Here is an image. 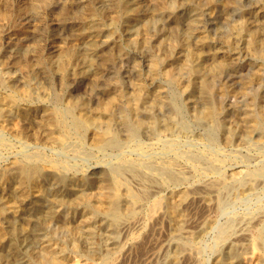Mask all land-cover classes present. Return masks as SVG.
I'll use <instances>...</instances> for the list:
<instances>
[{"label": "rangeland", "instance_id": "374dc122", "mask_svg": "<svg viewBox=\"0 0 264 264\" xmlns=\"http://www.w3.org/2000/svg\"><path fill=\"white\" fill-rule=\"evenodd\" d=\"M263 108L264 0H0V264H263L252 244L264 221ZM114 178L142 194L135 207L121 202L118 223L85 200ZM207 178L214 188H202ZM176 187L190 197L177 206L181 227Z\"/></svg>", "mask_w": 264, "mask_h": 264}, {"label": "bare ground", "instance_id": "6f19581e", "mask_svg": "<svg viewBox=\"0 0 264 264\" xmlns=\"http://www.w3.org/2000/svg\"><path fill=\"white\" fill-rule=\"evenodd\" d=\"M136 1V0H135ZM140 1V0H139ZM134 2V1H133ZM135 3V2H134ZM218 3V2H217ZM133 7V6H132ZM146 14V13H145ZM128 16V15H127ZM92 19V18H91ZM86 20V19H85ZM95 20V19H94ZM132 20V19H131ZM137 20V19H136ZM81 21V20H80ZM93 21V20H92ZM94 22V21H93ZM23 25V24H22ZM131 25V24H130ZM24 26V25H23ZM17 27V26H16ZM105 28H107V27H105ZM24 29V28H23ZM79 29V28H78ZM99 29V28H98ZM97 29V30H98ZM102 29V28H101ZM92 30V29H91ZM21 31V30H20ZM111 31V30H110ZM16 32V31H15ZM131 32V31H130ZM88 33V32H87ZM95 33V32H94ZM101 33V32H100ZM130 34V33H129ZM16 35V34H15ZM27 35V34H26ZM18 36V35H17ZM8 37V36H7ZM21 37V36H20ZM101 37V36H100ZM91 38V37H90ZM110 38V37H109ZM92 39V38H91ZM22 41V40H21ZM11 42V41H10ZM78 42V41H77ZM111 42V41H110ZM189 42V41H188ZM108 43V42H107ZM20 44V43H19ZM96 44V43H95ZM3 46V45H2ZM16 46V45H15ZM112 46V45H111ZM188 46V45H187ZM7 48V47H6ZM190 48H191V46H190ZM103 49V48H102ZM94 50V49H93ZM96 50V49H95ZM13 51V50H12ZM100 52V51H99ZM202 53V52H201ZM96 55H98V53L96 54ZM201 55V54H200ZM86 59V58H85ZM84 59V61H86ZM200 59V58H199ZM79 60V59H78ZM83 67V66H82ZM73 71V70H72ZM84 72V71H83ZM2 73V72H1ZM169 74V73H168ZM18 75V74H17ZM16 77V76H15ZM18 77V76H17ZM16 77V78H17ZM12 78V77H11ZM8 80V79H7ZM8 84V83H7ZM10 84V83H9ZM16 86V85H15ZM40 87V86H39ZM37 88H38V86H37ZM13 89V88H12ZM15 89V88H14ZM35 89V88H34ZM188 89V88H187ZM186 89V90H187ZM11 90V89H10ZM36 90V89H35ZM15 91V90H14ZM193 91V90H192ZM237 91V90H236ZM8 92V91H7ZM17 92H19V91H17ZM24 92V91H23ZM43 92L45 93V91L43 90ZM137 92V91H136ZM9 93V92H8ZM26 94V93H25ZM14 95V94H13ZM12 95V96H13ZM35 95V94H34ZM45 95V94H44ZM131 95V94H130ZM147 95V94H146ZM236 95V94H235ZM39 96H40V94H39ZM132 96V95H131ZM138 96V95H137ZM233 96V95H232ZM6 98H8V97H6ZM32 98V97H31ZM237 98V97H236ZM11 99L12 98H9V99H7L6 100V102H9V101H11ZM14 99V98H13ZM18 99V98H17ZM24 99V98H23ZM43 99V98H42ZM46 99V98H45ZM26 100V99H25ZM86 100V99H85ZM134 100V99H133ZM138 100V99H137ZM136 100V101H137ZM192 100V99H191ZM14 101V100H13ZM32 101V100H31ZM46 101V100H45ZM250 101H251V99H250ZM253 101V100H252ZM255 101V100H254ZM5 102V104H8V103H6ZM34 102V101H33ZM131 102H132V100H131ZM58 103V102H57ZM86 103H87V100H86ZM92 103V102H91ZM152 103H153V101H152ZM11 104V103H10ZM46 104V103H45ZM69 104V103H68ZM82 104V103H81ZM201 104V103H200ZM234 104V103H233ZM14 105V104H13ZM18 105V104H17ZM88 105V104H87ZM198 105H199V103H198ZM209 105H210V103H209ZM245 105V104H244ZM263 105V104H262ZM6 106V105H5ZM23 106V105H22ZM133 106V105H132ZM140 106V105H139ZM190 106V105H189ZM194 106V105H193ZM192 106V107H193ZM249 106H251V105H249ZM8 107V106H7ZM58 107V106H57ZM57 107H55V109L57 108ZM64 107V106H63ZM89 107V106H88ZM217 107V106H216ZM227 107V106H226ZM5 109H6V107H4ZM18 108V107H17ZM204 108V107H203ZM219 108V107H218ZM260 108V107H259ZM21 109H24V108H21ZM64 108H62V110H63ZM73 109V108H72ZM213 109V108H212ZM261 109V108H260ZM264 109V108H263ZM16 110H18V109H16ZM71 110V109H70ZM94 110V109H93ZM110 110V109H109ZM225 110V109H224ZM223 110V111H224ZM258 110V109H257ZM43 111V110H42ZM72 111V110H71ZM86 111V110H85ZM104 111V110H103ZM148 111V110H147ZM159 111V110H158ZM205 111V110H204ZM260 111V110H259ZM1 112H2V110H1ZM44 112V111H43ZM73 112V111H72ZM78 112H80V110L78 111ZM77 112V113H78ZM225 112V111H224ZM258 112V111H257ZM11 113V112H10ZM22 113V112H21ZM42 113V112H41ZM61 113H63V111L61 112ZM88 113H90V112H88ZM155 113V112H154ZM213 113V112H212ZM235 113V112H234ZM248 113V112H247ZM251 113H252V111H251ZM34 114V113H33ZM53 114V113H52ZM56 114V113H55ZM79 114V113H78ZM77 114V115H78ZM81 114V113H80ZM86 114V113H85ZM161 114V113H160ZM243 114H245V113H243ZM0 115H2V114H0ZM13 115V114H12ZM62 115V114H61ZM69 115H72V114H69ZM89 115V114H88ZM94 115V114H93ZM97 115V114H96ZM208 115V114H207ZM249 115V114H248ZM260 115V114H259ZM264 115V114H263ZM40 116H41V114H40ZM58 116V115H57ZM62 116H65V115H62ZM134 116H136L135 114H134ZM260 116H262V114L260 115ZM4 117V116H3ZM15 117V116H14ZM25 117V116H24ZM23 117V118H24ZM53 117V116H52ZM73 117H75V116H73ZM97 117V116H96ZM95 117V118H96ZM99 117V116H98ZM103 117V116H102ZM107 117V116H106ZM232 117V116H231ZM62 118H64V117H62ZM76 118H77V116H76ZM79 118V117H78ZM77 118V119H78ZM146 118V117H145ZM157 118V117H156ZM235 118V117H234ZM233 118V119H234ZM264 118V117H263ZM13 119V118H12ZM17 119V118H16ZM75 119V118H74ZM76 119V120H77ZM96 119H98L99 121L101 120V119H99V118H96ZM96 119H94V120H96ZM103 119V118H102ZM136 119V118H135ZM208 119V118H207ZM36 120V119H35ZM54 120V119H53ZM57 120V119H56ZM59 120V119H58ZM65 120V119H64ZM80 120V119H79ZM86 120L88 121V122H92V116L91 117H87L86 118ZM105 120V119H104ZM107 121H108V119H106ZM133 120V119H132ZM238 120V119H237ZM256 119L254 118L253 119V123L251 124V126H250V130H254V129H256L257 128V122L255 121ZM259 120V119H258ZM261 120H262V117H261ZM81 121H82V119H81ZM137 121V120H136ZM152 121V120H151ZM150 121V122H151ZM162 121V120H161ZM234 121V120H233ZM232 121V122H233ZM242 121V120H241ZM2 122V121H1ZM49 122V121H48ZM61 122V121H60ZM69 122V121H68ZM73 122V121H72ZM110 122V121H109ZM108 122V123H109ZM154 122V121H153ZM157 122V121H156ZM218 122V121H217ZM252 122V121H251ZM45 123H46V120H45ZM55 123H57V122H55ZM67 123V122H66ZM65 123V125H67ZM82 123V122H81ZM95 123V122H94ZM104 123H106V122H104ZM112 123V122H111ZM146 123V122H145ZM152 123V122H151ZM150 123V124H151ZM159 123V122H158ZM214 123V122H213ZM234 123V122H233ZM156 124V123H155ZM160 124H162V123H160ZM250 124V123H249ZM12 125V124H11ZM56 125V124H55ZM58 125V124H57ZM64 125V126H65ZM71 125V124H70ZM75 125H76V123H75ZM79 125H81V124H79ZM87 125V124H86ZM94 125V124H93ZM149 125V124H148ZM166 125V124H165ZM227 125V124H226ZM231 125V124H230ZM236 125V124H235ZM234 125V126H235ZM264 125V124H263ZM3 126V125H2ZM16 126H18V125H16ZM37 126V125H36ZM49 126V125H48ZM83 126V125H82ZM87 126H90V125H87ZM105 126V125H104ZM111 126V125H110ZM133 126H135V125H133ZM262 126V125H261ZM31 127V126H30ZM29 127V128H30ZM51 127V126H50ZM112 127H114V126H112ZM121 127V126H120ZM142 127V126H141ZM236 127V126H235ZM35 128V127H34ZM63 128V127H62ZM66 128V127H65ZM138 128V127H137ZM140 128V127H139ZM211 128V127H210ZM221 128H223V126H221ZM229 128V127H228ZM4 129V128H3ZM12 129V128H11ZM37 129V128H36ZM237 129V128H236ZM42 130V129H41ZM64 130V129H63ZM88 130V129H87ZM101 130V129H100ZM148 130V129H147ZM215 130V129H214ZM220 130V129H219ZM262 130V129H261ZM5 131V130H4ZM59 131V130H58ZM69 131H71V130H69ZM111 131V130H110ZM138 131V130H137ZM142 131V130H141ZM35 132V131H34ZM43 132V131H42ZM41 132V133H42ZM83 132V131H82ZM139 132V131H138ZM143 132H145V131H143ZM151 132V131H150ZM169 132V131H168ZM210 132V131H209ZM213 132H215V131H213ZM234 132H239V131H235L234 130ZM30 133V132H29ZM72 133V132H71ZM93 133V132H92ZM103 133H104V131H103ZM108 133V132H107ZM110 133V132H109ZM254 133V132H253ZM252 133V134H253ZM262 133V132H261ZM5 134V133H4ZM10 134V133H9ZM17 134V133H16ZM26 134V133H25ZM58 134V133H57ZM69 134H70V132H69ZM79 134H80V132H79ZM100 134V133H99ZM114 134H115V132H114ZM118 134H119V132H118ZM124 134V133H123ZM132 134V133H131ZM144 134V133H143ZM216 133H214V135H215ZM77 135V134H76ZM84 135V134H83ZM91 135V134H90ZM89 135V136H90ZM97 135V134H96ZM106 135V134H105ZM112 135V134H111ZM126 135V134H125ZM124 135V136H125ZM134 135V134H133ZM140 135V134H139ZM235 135V134H234ZM249 135V134H248ZM261 135V134H260ZM2 136V135H1ZM4 136V135H3ZM2 136V137H3ZM19 136V135H18ZM37 136V135H36ZM44 136V135H43ZM42 136V137H43ZM52 136V135H51ZM69 136V135H68ZM92 136V135H91ZM94 136V135H93ZM99 136V135H98ZM112 136H114V135H112ZM111 136V137H112ZM224 136V135H223ZM222 136V137H223ZM5 137V136H4ZM3 137V138H4ZM7 137V136H6ZM29 137V136H28ZM72 137V136H71ZM83 137V136H82ZM86 137V136H85ZM126 137V136H125ZM144 137V136H143ZM166 137V136H165ZM213 137V136H212ZM218 137V136H217ZM224 137H227V134H226V136H224ZM239 137H240V135H239ZM1 138V137H0ZM3 138H1V140L3 139ZM27 138V137H26ZM35 138V137H34ZM59 138V137H58ZM68 139H69V137H67ZM94 138V137H93ZM140 138V137H139ZM228 138V137H227ZM8 139V138H7ZM33 139V138H32ZM41 139V138H40ZM44 139V138H43ZM61 139V138H60ZM91 139V138H90ZM110 139V138H109ZM108 139V140H109ZM115 139V138H114ZM113 139V140H114ZM141 139V138H140ZM214 139V138H213ZM224 139V138H223ZM9 140V139H8ZM7 140V141H8ZM12 140V139H11ZM34 140V139H33ZM147 140V139H146ZM225 140V139H224ZM231 140V139H230ZM237 140V139H236ZM235 140V141H236ZM6 141V142H7ZM37 141V140H36ZM59 141V140H58ZM77 141V140H76ZM82 141V140H81ZM91 141V140H90ZM115 141V140H114ZM136 141H137V139H136ZM165 141V140H164ZM163 141V142H164ZM251 141V140H250ZM256 141V140H255ZM255 141H252V142H255ZM0 142H2V141H0ZM13 142V141H12ZM35 142V141H34ZM62 142V141H61ZM67 142V141H66ZM69 142V141H68ZM67 142V143H68ZM95 142V141H94ZM102 142H104V141H102ZM106 142V141H105ZM120 142V141H119ZM118 142V143H119ZM138 142H141V141H138ZM231 142V141H230ZM263 143H264V141H262ZM3 143V142H2ZM8 143V142H7ZM20 143H22V142H20ZM28 143V142H27ZM31 143V142H30ZM96 143H98L97 141H96ZM100 143V142H99ZM137 143V142H136ZM148 143V142H147ZM225 143H226V141H225ZM15 144V143H14ZM13 144V145H14ZM25 144V143H24ZM46 144V143H45ZM49 144V143H48ZM72 144H73V142H72ZM121 144V143H120ZM188 144V143H187ZM251 144V143H250ZM257 144V143H256ZM8 145H10V144H8ZM12 145V144H11ZM67 145V144H66ZM65 145V146H66ZM70 145V144H69ZM74 145V144H73ZM141 145V144H140ZM139 145V146H140ZM147 145V144H146ZM22 146V145H21ZM37 146V145H36ZM53 146V145H52ZM98 146V145H97ZM105 146V145H104ZM145 146V145H144ZM191 146H192V144H191ZM15 147V146H14ZM24 147V146H23ZM40 147V146H39ZM87 147V146H86ZM91 147V146H90ZM99 147V146H98ZM136 147H137V145H136ZM142 147V146H141ZM165 147V146H164ZM183 147V146H182ZM181 147V148H182ZM13 148V147H12ZM66 148V147H65ZM72 148H74V147H72ZM94 148V147H93ZM97 148V147H96ZM111 148V147H110ZM160 148V147H159ZM188 148V147H187ZM193 148H195V147H193ZM5 149V148H4ZM23 149V148H22ZM46 149V148H45ZM49 149V148H48ZM52 149V148H51ZM80 149V148H79ZM83 149H85V147L83 148ZM102 149V148H101ZM134 149V148H133ZM140 149V148H139ZM151 149V148H150ZM163 149V148H162ZM169 149V148H168ZM1 150V149H0ZM20 150V149H19ZM34 150V149H33ZM55 150V149H54ZM145 150V149H144ZM183 150H185V149H183ZM189 150V149H188ZM7 151V150H6ZM24 151V150H23ZM35 151V150H34ZM85 151V150H84ZM87 151H88V149H87ZM100 151V150H99ZM140 151V150H139ZM160 151V150H159ZM170 151V150H169ZM191 151V150H190ZM29 152V151H28ZM61 152H62V150H61ZM64 152V151H63ZM79 152V151H78ZM151 152V151H150ZM173 152H175L174 150H173ZM189 152V151H188ZM188 152H185V153H188ZM192 153H196V152H193V151H191ZM200 152V151H199ZM43 153V152H42ZM86 153H88V152H86ZM152 153V152H151ZM155 153V152H154ZM162 153H164V152H162ZM162 153H158L159 155H161ZM172 153V152H171ZM179 152H177V154H178ZM6 154H8V153H6ZM16 154V153H15ZM28 154V153H27ZM83 155H85L84 153H82ZM193 154V155H194ZM199 154V153H198ZM9 155V154H8ZM13 155V154H12ZM81 155V154H80ZM180 155H182V154H180ZM186 155V154H185ZM188 155H191V154H188ZM196 155V154H195ZM203 155V154H202ZM206 155V154H205ZM210 155V154H209ZM1 156V155H0ZM4 156V155H3ZM30 156V155H29ZM32 156V155H31ZM36 156V155H35ZM94 156V155H93ZM154 156V155H153ZM164 156H165V154H164ZM167 156V155H166ZM165 156V157H166ZM174 156V155H173ZM173 156H172V158H173ZM204 156V155H203ZM203 156H202V158H203ZM214 157H215V155H213ZM8 157V156H7ZM16 157V156H15ZM27 157V156H26ZM38 157V156H37ZM58 157V156H57ZM87 157V156H86ZM90 157H91V155H90ZM134 157V156H133ZM149 157V156H148ZM171 157V156H170ZM175 157H176V155H175ZM181 157H183V156H181ZM208 157V156H207ZM206 157V158H207ZM210 157H211V155H210ZM9 158V157H8ZM16 158H18V157H16ZM21 158V157H20ZM129 158H131V157H129ZM152 158V157H151ZM198 158H199V156H198ZM205 158V159H206ZM14 159V158H13ZM39 159V158H38ZM41 159V158H40ZM44 159V158H43ZM47 159V158H46ZM54 159V158H53ZM61 159V158H60ZM145 159V158H144ZM153 159V158H152ZM191 160L193 159V158H190ZM195 159V158H194ZM259 159V158H258ZM1 160V159H0ZM11 160V159H10ZM62 160V159H61ZM129 160V159H128ZM153 160H155V159H153ZM152 160V161H153ZM168 160V159H167ZM172 160V159H171ZM18 161V160H17ZM24 161V160H23ZM48 161V160H47ZM59 161V160H58ZM64 161V160H63ZM65 161H67V160H65ZM151 161V160H150ZM156 161V160H155ZM195 161V160H194ZM198 161V160H197ZM206 161V160H205ZM205 161H204V163H202V164H205ZM207 161H209V160H207ZM206 161V162H207ZM256 161H258V160H256ZM12 162V161H11ZM27 162V161H26ZM38 162V161H37ZM57 162V161H56ZM69 162V161H68ZM145 162V161H144ZM158 162H160L161 163V161H158ZM209 162H211V161H209ZM48 163H49V161H48ZM59 163V162H58ZM97 163V162H96ZM102 163V162H101ZM100 163V164H101ZM166 163H168V162H166ZM179 163V162H178ZM186 163V162H185ZM189 163V162H188ZM200 163V162H199ZM212 163V162H211ZM220 163V162H219ZM248 163V162H247ZM255 164L257 163V162H254ZM27 164H29V163H27ZM32 164V163H31ZM43 164V163H42ZM41 164V165H42ZM62 164H64V163H62ZM69 164V163H68ZM99 164V165H100ZM111 164V163H110ZM119 164V163H118ZM133 164V163H132ZM139 164V163H138ZM142 164V163H141ZM140 164V165H141ZM149 164V163H148ZM153 164V163H152ZM151 164V165H152ZM156 164V163H155ZM155 164L153 165L154 167H156L155 166ZM162 164V163H161ZM172 164V163H171ZM180 164V163H179ZM182 164V163H181ZM218 164V163H217ZM241 164V163H240ZM243 164V163H242ZM258 164V163H257ZM26 165V164H25ZM38 165V164H37ZM48 165V164H47ZM46 165V166H47ZM57 165V164H56ZM105 165H107V164H105ZM122 165H124V164H122ZM133 165H135V164H133ZM145 165H146V163H145ZM150 165V166H151ZM164 166H165V164H163ZM168 165V164H167ZM175 165H177V164H175ZM184 165V164H183ZM23 166V165H22ZM39 166V165H38ZM64 166V165H63ZM69 166V165H68ZM91 166V165H90ZM114 166V165H113ZM117 166V165H116ZM119 166H120V164H119ZM136 166V165H135ZM143 166V165H142ZM172 166H174L173 164H172ZM189 166V165H188ZM194 166V165H193ZM219 166V165H218ZM235 166V165H234ZM236 166H237V164H236ZM263 166V165H262ZM50 167V166H49ZM57 167V166H56ZM62 167V166H61ZM64 167H66V166H64ZM152 167V166H151ZM171 167V165L169 166V168ZM174 167H176V166H174ZM173 167V168H174ZM180 167V166H179ZM184 167V166H183ZM230 167V166H229ZM249 167V166H248ZM16 168H18V167H16ZM51 168V167H50ZM58 168V167H57ZM63 168V167H62ZM69 169L71 168V167H68ZM123 168H125V167H123ZM132 168V167H131ZM161 168V167H160ZM163 168V167H162ZM187 168V167H186ZM199 168V167H198ZM203 168V167H202ZM208 168V167H207ZM210 168V167H209ZM262 168V167H261ZM5 169H6V167H5ZM14 169H15V167H14ZM52 169V168H51ZM67 169V168H66ZM116 169H118V168H116ZM135 169V168H134ZM140 169V168H139ZM143 169H145V168H143ZM164 169V168H163ZM176 169H179V168H176ZM175 169V170H176ZM184 169V168H183ZM247 169V168H246ZM10 170H11V168H10ZM19 170V169H18ZM17 170V171H18ZM39 170V169H38ZM41 170V169H40ZM56 170V169H55ZM68 170V169H67ZM110 170V169H109ZM111 170H113V169H111ZM138 170V169H137ZM159 171H167L166 169H164V170H160V169H158ZM170 170V169H169ZM180 170V169H179ZM187 170V169H186ZM191 169H189V171H190ZM210 170H211V168H210ZM216 170H219V169H216ZM224 170V169H223ZM238 170H240V169H238ZM254 170V169H253ZM16 171V170H15ZM25 171V170H24ZM29 171V170H28ZM37 171V170H36ZM59 171V170H58ZM119 171V170H118ZM127 171V170H126ZM165 171L163 172V174L165 173ZM177 171V170H176ZM184 171V170H183ZM188 171V170H187ZM202 171H203V169H202ZM212 171V170H211ZM225 171V170H224ZM255 171H256V169H255ZM258 171V170H257ZM257 171L255 172V173H257ZM259 171H261L262 172V170H259ZM65 172V171H64ZM112 172V171H111ZM131 172H133V171H131ZM152 172H154V171H152ZM161 172V173H162ZM168 172V171H167ZM171 172H173V170H171ZM175 172V171H174ZM179 172V171H178ZM229 172V171H228ZM234 172V171H233ZM264 172V171H263ZM58 173V172H57ZM82 173V172H81ZM86 173V172H85ZM115 173V172H114ZM114 173L112 174V175H114ZM121 173H122V171H121ZM124 173V172H123ZM129 173V172H128ZM196 173V172H195ZM200 173H201V171H200ZM210 173V172H209ZM222 173V172H221ZM220 173V174H221ZM1 174V173H0ZM17 174V173H16ZM15 174V175H16ZM55 174V173H54ZM59 174V173H58ZM66 174V173H65ZM74 174H76V173H74ZM132 174V173H131ZM134 174H136L135 172H134ZM140 174H142V173H140ZM149 174V173H148ZM160 174V173H159ZM177 174V173H176ZM181 174V173H180ZM187 174V173H186ZM7 175V174H6ZM61 175V174H60ZM63 175V174H62ZM100 175V174H99ZM102 175V174H101ZM120 175V174H119ZM118 175V176H119ZM133 175V174H132ZM143 175V174H142ZM145 175V174H144ZM150 175V174H149ZM152 175V174H151ZM185 175V174H184ZM198 174H196V176H197ZM202 175V174H201ZM217 175V174H216ZM240 175V174H239ZM256 175H258V173L256 174ZM24 176V175H23ZM56 176V175H55ZM73 176V175H72ZM122 176H125V175H122ZM130 176V175H129ZM147 176V175H146ZM160 176V175H159ZM174 176V175H173ZM172 176V177H173ZM189 176V175H188ZM262 176H263V174H262ZM262 176H257L258 178L259 177H262ZM115 177V176H114ZM151 177H153V176H151ZM163 177V176H162ZM180 177H182L181 175H180ZM206 177H208L207 175H206ZM254 177H256V176H254ZM22 178V177H21ZM45 178H46V176H45ZM66 178V177H65ZM69 178V177H68ZM122 178V177H121ZM138 178V177H137ZM148 178H150V177H148ZM156 178V177H155ZM160 178V177H159ZM175 178V177H174ZM192 178V177H191ZM235 178V177H234ZM257 178V179H258ZM7 179V178H6ZM126 179V178H125ZM130 179V178H129ZM128 179V180H129ZM140 179V178H139ZM165 179V178H164ZM178 179V178H177ZM182 179H184L183 177H182ZM208 179V178H207ZM219 179H220V177H219ZM228 179V178H227ZM243 179V178H242ZM132 180V179H131ZM150 180V179H149ZM158 180V179H157ZM222 180H224V178L222 179ZM238 180H241V179H238ZM256 180V179H255ZM262 180V179H261ZM12 181V180H11ZM65 181V180H64ZM125 181H127V180H125ZM137 181V180H136ZM136 181H134L133 180V182H136ZM166 181V180H165ZM170 181V180H169ZM172 181H174V180H172ZM171 181V182H172ZM227 181V180H226ZM257 181V180H256ZM264 181V180H263ZM15 182V181H14ZM22 182V181H21ZM100 182V181H99ZM124 182V181H123ZM147 182V181H146ZM164 182V181H163ZM229 182V181H228ZM233 182V181H232ZM16 183V182H15ZM95 183H97V182H95ZM104 183V182H103ZM127 183V182H126ZM167 183V182H166ZM3 184V183H2ZM138 184V183H137ZM137 184H136V186H137ZM147 184V183H146ZM156 184H157V181H156ZM159 184H160V182H159ZM174 184V183H173ZM199 185H200V183H198ZM215 184V182L214 181H212V180H207V181H204L203 183H202V188L203 189H205V190H208V189H212V188H214V185ZM224 184V183H223ZM12 185V184H11ZM14 185V184H13ZM111 185V184H110ZM125 186H126V184H124ZM139 185V184H138ZM153 185V184H152ZM162 185V184H161ZM168 185V184H167ZM184 185V184H183ZM193 185V184H192ZM198 185V186H199ZM217 185V184H216ZM225 185V184H224ZM19 186V185H18ZM70 186V185H69ZM72 186V185H71ZM123 186V184H122V182L120 181V180H118V179H115L114 178V181H113V184L111 185V187L110 188H107V189H109V190H107V191H101V192H99L97 195H93V194H87L86 196H85V200L88 202V204H89V210H90V213L92 214V213H95V212H102V213H104V214H106V215H108L109 216V218H110V220H113V222L114 223H118V221H120V218L122 217L121 215H120V209H119V206H120V204H121V202H125V203H127V204H129V205H132V207H135V205L136 204H139V200L141 199V193L140 192H136V191H134V190H132V189H130L128 186L125 188V187H122ZM145 186V185H144ZM176 186H177V184H176ZM242 186H243V184H242ZM2 187V186H1ZM20 187H21V185H20ZM132 187H133V185H132ZM139 187V186H138ZM182 187V186H181ZM190 187V186H189ZM196 187V186H195ZM222 187V186H221ZM247 187V186H246ZM264 187V186H263ZM37 188V187H36ZM140 188V187H139ZM142 188V187H141ZM155 188V187H154ZM158 188V187H157ZM194 188V187H193ZM198 188V187H197ZM254 188H255V186H254ZM1 189V188H0ZM44 189V188H43ZM135 189V188H134ZM138 189V188H137ZM147 189V188H146ZM200 189V188H199ZM217 189H220V188H217ZM251 189H252V187H251ZM258 189V188H257ZM9 190V189H8ZM13 190H15V189H13ZM91 190V189H90ZM93 190H95V188L93 189ZM141 190H144V189H141ZM151 190H152V187H151ZM160 190H161V188H160ZM165 190H167V189H165ZM255 190V189H254ZM86 191H88V190H86ZM155 191V190H154ZM190 191L192 192V189H190ZM216 191V190H215ZM247 191V190H246ZM253 191V190H252ZM258 191V190H257ZM10 192V191H9ZM81 191H79V193H80ZM85 192V191H84ZM90 192V191H89ZM146 192V191H145ZM148 192H150V191H148ZM198 192V191H197ZM208 192V191H207ZM206 192V193H207ZM216 192H218V191H216ZM245 192V191H244ZM249 192H251V191H249ZM259 192V191H258ZM4 193H6V192H4ZM16 193V192H15ZM14 193V194H15ZM34 193V192H33ZM92 193V192H91ZM96 193V192H95ZM94 193V194H95ZM165 193V192H164ZM203 193V192H202ZM211 194H212V192H210ZM67 194V193H66ZM150 194H152V192L150 193ZM169 194V193H168ZM175 194H180V198L178 199V201H176L175 202V199H173L172 200V210H171V222L172 223H175L177 226H180L183 222H182V220L181 219H179V215H178V208H177V206H178V204H183V203H185L187 200H189L190 199V197H189V195H188V189L187 188H179V187H176V188H174L173 189V193L171 194V199H172V197L175 195ZM195 194V193H194ZM247 194H249V193H247ZM27 195V194H26ZM48 195H49V193H48ZM149 195V194H148ZM148 195H146V196H148ZM154 195H156V193L154 192ZM167 195V194H166ZM207 195V194H206ZM218 195V194H217ZM250 195V194H249ZM199 196V195H198ZM216 196V195H215ZM13 197V196H12ZM19 197V196H18ZM25 197H27V196H25ZM61 197V196H60ZM69 197V196H68ZM150 197V196H149ZM34 198V197H33ZM72 198V197H71ZM197 198V197H196ZM32 199V198H31ZM204 199V198H203ZM215 199V198H214ZM145 200V199H144ZM150 200V199H149ZM165 200V199H164ZM17 201V200H16ZM193 201V200H192ZM198 201V200H197ZM196 201V202H197ZM20 203L22 202V201H19ZM30 202V201H29ZM55 202V201H54ZM62 202V201H61ZM73 203H75L74 201H72ZM142 202V201H141ZM140 202V204H143V203H141ZM160 202H161V200H160V198H158V199H153V201H152V205L153 206H157V208L158 207H160L159 206V204H160ZM199 202V201H198ZM3 203V202H2ZM19 203V204H20ZM46 203V202H45ZM66 203V202H65ZM40 204V203H39ZM72 204V203H71ZM77 205H78V203H76ZM150 204V203H149ZM148 204V205H149ZM206 204H210V201L208 200L207 201V203ZM36 205V204H35ZM42 205V204H41ZM48 205V204H47ZM46 205V206H47ZM33 206V205H32ZM61 206V205H60ZM124 206V205H123ZM122 206V207H123ZM144 206V205H143ZM162 206V205H161ZM186 206V205H185ZM12 207H13V204H12ZM15 207V206H14ZM136 207H138V205L136 206ZM194 207V206H193ZM209 207H210V205H209ZM16 208V207H15ZM14 208V209H15ZM57 208V207H56ZM55 208V209H56ZM59 208V207H58ZM130 208V207H129ZM145 208H147V207H145ZM150 208V210H149V212L151 211V207H149ZM148 208V209H149ZM183 208V207H182ZM189 208V207H188ZM191 208V207H190ZM200 208H202V207H200ZM200 208H199V210H200ZM54 209V208H53ZM83 209V208H82ZM184 210H185V208H183ZM182 209V210H183ZM186 209H187V207H186ZM25 210V209H24ZM32 210V209H31ZM37 210V209H36ZM126 210V209H125ZM125 210H124V212H125ZM131 210V209H130ZM137 210V209H136ZM141 210V209H140ZM144 210V209H143ZM142 210V211H143ZM146 210V209H145ZM153 210V209H152ZM157 210V209H156ZM155 210V211H156ZM166 210V209H165ZM183 210V211H184ZM190 210V209H189ZM206 210V209H205ZM259 210V209H258ZM264 210V209H263ZM138 211H139V207H138ZM141 211V212H142ZM164 211V210H163ZM186 211V210H185ZM185 211H184V213H185ZM251 211H252V209H251ZM256 211V210H255ZM255 211H253V213L255 212ZM45 212V211H44ZM123 212V213H124ZM134 212H137V211H134ZM140 212V211H139ZM148 212V211H147ZM165 212H167V211H165ZM155 213V212H154ZM154 213L152 214V216H154L155 217V215H154ZM5 214V213H4ZM54 214V213H53ZM80 214V213H79ZM89 214V213H88ZM103 214V215H104ZM122 214V213H121ZM126 214H128V213H126ZM130 214V213H129ZM136 214V213H135ZM143 214V213H142ZM140 215V218H141V216H144V215ZM151 214V213H150ZM163 214V213H162ZM161 214V215H162ZM186 215H187V213H185ZM237 214V213H236ZM249 215H251L250 213H248ZM52 215V214H51ZM161 215H159V216H161ZM245 215V214H244ZM24 216V215H23ZM67 216V215H66ZM86 216V215H85ZM91 216V215H90ZM126 216V215H125ZM124 216V217H125ZM132 216H133V214H132ZM183 216V215H182ZM193 216V215H192ZM241 216V215H240ZM254 216H256L255 214H254ZM263 216V215H262ZM150 217V216H149ZM165 217V216H164ZM231 217V216H230ZM233 217V216H232ZM253 217V216H252ZM53 218V217H52ZM51 218V219H52ZM64 218V217H63ZM62 218V219H63ZM71 218V217H70ZM84 218V217H83ZM86 218V217H85ZM88 218H90V217H88ZM160 218V217H159ZM182 218H184V217H182ZM108 219V218H107ZM128 219V218H127ZM132 219H133V217H132ZM144 219V218H143ZM161 219V218H160ZM164 219V218H163ZM227 219H229V218H227ZM258 219H259V217H258ZM30 220V219H29ZM38 220V219H37ZM61 220V219H60ZM137 221H138V219H136ZM141 220V219H140ZM219 220V219H218ZM57 221V220H56ZM80 221V220H79ZM102 221H104L103 219H102ZM123 221V220H122ZM128 221V220H127ZM143 221V220H142ZM146 221H148V219H146ZM157 221V220H156ZM156 221H155V223H156ZM159 221V220H158ZM166 221V220H165ZM226 221V220H225ZM233 221V220H232ZM231 221V222H232ZM27 222V221H26ZM130 222H131V219H130ZM135 222V221H134ZM184 222H185V220H184ZM257 222V221H256ZM3 223V222H2ZM1 223V224H2ZM18 223V222H17ZM33 223V222H32ZM36 223H38L37 221H36ZM68 223V222H67ZM85 223H86V221H85ZM124 222H121L120 224H119V229L120 230H124V229H126V224H123ZM128 223V222H127ZM132 223H133V221H132ZM140 223V222H139ZM159 223V222H158ZM199 223V222H198ZM205 223V222H204ZM215 223V222H214ZM233 223V222H232ZM245 223V222H244ZM254 223V222H253ZM61 224H62V222H61ZM136 224V223H135ZM134 224V225H135ZM141 224V223H140ZM149 224V223H148ZM218 224H219V222H218ZM229 224V223H228ZM237 224V223H236ZM247 224V223H246ZM4 225V224H3ZM7 225V224H6ZM29 225V224H28ZM35 225V224H34ZM52 225V224H51ZM96 225V224H95ZM132 225V224H131ZM137 225H138V223H137ZM143 225V224H142ZM231 225V224H230ZM47 226V225H46ZM62 226V225H61ZM116 226V225H115ZM139 226V225H138ZM137 226V227H138ZM183 226V225H182ZM247 226V225H246ZM37 227V226H36ZM48 227V226H47ZM52 227H53V225H52ZM55 227V226H54ZM92 227H94V226H92ZM136 227V228H137ZM151 227V226H150ZM181 227V226H180ZM200 227V226H199ZM215 227V226H214ZM214 227H213V229H214ZM237 227V226H236ZM257 227V226H256ZM2 228V227H1ZM50 228V227H49ZM58 228V227H57ZM65 228V227H64ZM77 228V227H76ZM82 228V227H81ZM89 228H91V227H89ZM95 228V227H94ZM135 228V227H134ZM135 228V229H136ZM160 228V227H159ZM247 228V227H246ZM69 229V228H68ZM78 229V228H77ZM133 229V228H132ZM138 229V228H137ZM140 229V228H139ZM171 229V228H170ZM212 229V230H213ZM2 230V229H1ZM64 230V229H63ZM105 230H107V229H105ZM115 230V229H114ZM131 230V229H130ZM130 230H128L129 232H130ZM134 230V229H133ZM216 230V229H215ZM43 231V230H42ZM66 231V230H65ZM117 231H118V229H117ZM127 231V232H128ZM177 231V230H176ZM64 232V231H63ZM62 232V233H63ZM67 232H68V230H67ZM120 232V231H119ZM126 232V233H127ZM133 232H135V231H133ZM165 232V231H164ZM182 232V231H181ZM235 232V231H234ZM240 232H242V233H244L243 231H240ZM253 232H255V231H253ZM99 233V232H98ZM106 233V232H105ZM117 233V232H116ZM138 232H136V234H137ZM153 233V232H152ZM156 233V232H155ZM185 233V232H184ZM248 233V232H247ZM250 233V232H249ZM248 233V234H249ZM7 234V233H6ZM74 234V233H73ZM123 234H125V232L123 233ZM135 234V233H134ZM136 234H135V236H136ZM147 234V233H146ZM146 234H145V236H146ZM164 234V233H163ZM170 234V233H169ZM235 234H238V232L236 233L235 232ZM21 235V234H20ZM23 235V234H22ZM43 235V234H42ZM45 235V234H44ZM103 235H104V233H103ZM117 235V234H116ZM119 235V234H118ZM117 235V236H118ZM120 235H122V234H120ZM127 235V234H126ZM138 235H139V233H138ZM138 235H137V237H138ZM166 235V234H165ZM175 235V234H174ZM173 235V236H174ZM247 235V234H246ZM250 235V234H249ZM16 236H18V235H16ZM75 236H76V234H75ZM79 236V235H78ZM87 236V235H86ZM125 236V235H124ZM141 236V235H140ZM155 236V235H154ZM170 236V235H169ZM172 236V237H173ZM223 236H225V231H224V229L223 228H219V238H218V240H220V238L221 237H223ZM88 237V236H87ZM119 237V236H118ZM128 238H129V236H127ZM157 237V236H156ZM181 236H179V238H180ZM231 237H233V236H231ZM249 237V236H248ZM252 237V236H251ZM44 238V237H43ZM48 238V237H47ZM123 238V237H122ZM121 238V239H122ZM127 238V239H128ZM136 238V237H135ZM139 238V237H138ZM154 238V237H153ZM171 238V237H170ZM215 238V237H214ZM213 238V239H214ZM225 238V237H224ZM236 238V237H235ZM234 238V239H235ZM17 239V238H16ZM21 239V238H20ZM34 239V238H33ZM87 239V238H86ZM98 239V238H97ZM113 239V238H112ZM120 239V238H119ZM126 239V238H125ZM230 239V238H229ZM35 240V239H34ZM42 240V239H41ZM88 240V239H87ZM91 240H93V239H91ZM138 240V239H137ZM145 240V239H144ZM148 240V239H147ZM171 240H174V239H171ZM187 240V239H186ZM227 240V239H226ZM231 240V239H230ZM236 240V239H235ZM242 240V239H241ZM17 241V240H16ZM131 241V240H130ZM161 241V240H160ZM183 241V240H182ZM182 241H180V240H176V244H177V246H183L184 245V243L182 242ZM189 241V240H188ZM36 242V241H35ZM34 242V243H35ZM45 242V241H44ZM74 242V241H73ZM120 242H121V240H120ZM124 242H125V240H124ZM132 242V241H131ZM144 242V241H143ZM162 242V241H161ZM166 242H168V241H166ZM245 242V241H244ZM243 242V243H244ZM26 243V242H25ZM39 243V242H38ZM107 243V242H106ZM126 243V242H125ZM135 243H137V242H135ZM147 243V242H146ZM145 243V244H146ZM151 243V242H150ZM160 243V242H159ZM158 243V244H159ZM189 243V242H188ZM223 243H224V241H223ZM226 243H227V241H226ZM42 244H43V242H42ZM59 244V243H58ZM127 244V243H126ZM131 244V243H130ZM129 244V245H130ZM138 244V243H137ZM152 244H154L155 245V243H152ZM192 244H194V243H192ZM213 244H215V241L213 242ZM219 244V243H218ZM252 244L254 245V248L255 247H259V248H264V221H263V223H261L258 227H257V231H256V236L254 237V239H253V242H252ZM14 245V244H13ZM63 245H65V243L63 244ZM117 245V244H116ZM168 245V244H167ZM211 245V244H210ZM233 245V244H232ZM241 245H243V244H241ZM76 246V245H75ZM89 246V245H88ZM98 246V245H97ZM107 246V245H106ZM150 246V245H149ZM176 246V245H175ZM209 246V245H208ZM207 246V247H208ZM222 246V245H221ZM234 246V245H233ZM240 246V245H239ZM245 246V245H244ZM11 247V246H10ZM99 247V246H98ZM119 247L122 249V246L121 245H119ZM126 247V246H125ZM139 247V246H138ZM138 247H137V250H138ZM141 247V246H140ZM219 247V246H218ZM235 247V246H234ZM233 247V248H234ZM237 247H238V245H237ZM236 247V248H237ZM9 248V247H8ZM66 248H68V247H66ZM112 248V247H111ZM110 248V249H111ZM127 248V247H126ZM129 248V247H128ZM152 248V247H151ZM155 248V247H154ZM176 248V247H175ZM214 248V247H213ZM220 248V247H219ZM222 248V247H221ZM240 248V247H239ZM248 248V247H247ZM10 249V248H9ZM8 249V250H9ZM41 249V248H40ZM71 249V248H70ZM141 249V248H140ZM143 249V248H142ZM168 249V248H167ZM171 249V248H170ZM190 249V248H189ZM206 249V248H205ZM204 249V250H205ZM229 249H231V248H229ZM235 249V248H234ZM238 249V248H237ZM35 250H37V249H35ZM39 250V249H38ZM59 250V249H58ZM85 250V249H84ZM86 250H89V249H86ZM113 250H114V248H113ZM112 250V251H113ZM127 250V249H126ZM133 251H134V249H132ZM240 250H243V249H241L240 248ZM245 250V249H244ZM47 251V250H46ZM109 251H111V250H109ZM121 251V250H120ZM168 251V250H167ZM193 251V250H192ZM206 251V250H205ZM238 251V250H237ZM4 252V251H3ZM18 252V251H17ZM24 252V251H23ZM57 252V251H56ZM118 252V251H117ZM140 252V251H139ZM218 252V251H217ZM216 252V253H217ZM36 253V252H35ZM48 254H49V252H47ZM91 253V252H90ZM103 253H105V251L103 252ZM169 253V252H168ZM215 253V254H216ZM11 254V253H10ZM18 254V253H17ZM44 254V253H43ZM42 254V255H43ZM56 254V253H55ZM57 254H58V252H57ZM56 254V255H57ZM72 254V253H71ZM107 254V253H106ZM142 254V253H141ZM184 254H185V252H184ZM187 254V253H186ZM185 254V255H186ZM207 254V253H206ZM22 255V254H21ZM20 255V256H21ZM45 255V254H44ZM53 255V254H52ZM70 255V254H69ZM93 255V254H92ZM156 255V254H155ZM178 255V254H177ZM180 255V254H179ZM190 255V254H189ZM262 255L263 254H258V252H257V256L259 257V258H261L262 259V261H263V264H264V258L262 257ZM15 256V255H14ZM30 256V255H29ZM34 256V255H33ZM46 256V255H45ZM101 256V255H100ZM119 256V255H118ZM181 256V255H180ZM184 256V255H183ZM191 256V255H190ZM195 256V255H194ZM248 256H250V255H248ZM17 257V256H16ZM42 257V256H41ZM47 257V256H46ZM50 257V256H49ZM56 257V256H55ZM83 257V256H82ZM125 257V256H124ZM176 257H178V256H176ZM235 256H232V259H231V262H232V260H233V258H234ZM245 257V256H244ZM20 258V257H19ZM79 258V257H78ZM104 258V257H103ZM110 258V257H109ZM118 258V257H117ZM180 258V257H179ZM186 258V257H185ZM15 259V258H14ZM33 259V258H32ZM94 259H95V257H94ZM123 259V258H122ZM210 259V258H209ZM208 259V260H209ZM36 260V259H35ZM38 260V259H37ZM66 260V259H65ZM78 260V259H77ZM98 260V259H97ZM111 260V259H110ZM177 260H178V258H177ZM187 260V259H186ZM186 260H185V262H186ZM189 260V259H188ZM207 260V261H208ZM15 261V260H14ZM17 261V260H16ZM52 261V260H51ZM75 261V260H74ZM73 261V262H74ZM80 261V260H79ZM85 261V260H84ZM179 261V260H178ZM229 261V260H228ZM254 261H255V259H254ZM29 262H31V261H29ZM73 262H71L72 264H73ZM103 262H104V260H103ZM173 262V261H172ZM206 262V261H205ZM223 262V261H222ZM44 263V262H43ZM68 263V262H67ZM106 263H107V261H106ZM111 263H114V262H111ZM209 263V262H208ZM249 263H250V261H249ZM248 263V264H249ZM257 263V262H256ZM27 264V263H26ZM52 264H64L60 259H58V258H56V259H54L53 261H52ZM86 264H88V263H86ZM93 264V263H92ZM98 264V263H97ZM185 264V263H184ZM192 264V263H191Z\"/></svg>", "mask_w": 264, "mask_h": 264}]
</instances>
